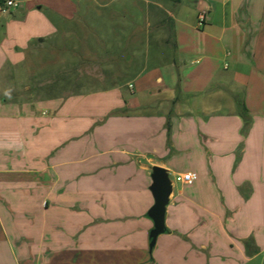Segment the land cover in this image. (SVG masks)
<instances>
[{"label": "crops", "instance_id": "crops-1", "mask_svg": "<svg viewBox=\"0 0 264 264\" xmlns=\"http://www.w3.org/2000/svg\"><path fill=\"white\" fill-rule=\"evenodd\" d=\"M118 1L0 12V264L264 262V0ZM96 51H152L150 66L130 68L144 102L122 62L104 91L64 81L60 55L73 68ZM165 51L173 64L160 71ZM232 94L248 110L245 133ZM102 106L108 130L81 194L79 161L60 160L73 151L59 148L62 131ZM152 166L192 182L171 179L166 231L149 252Z\"/></svg>", "mask_w": 264, "mask_h": 264}, {"label": "rangeland", "instance_id": "rangeland-1", "mask_svg": "<svg viewBox=\"0 0 264 264\" xmlns=\"http://www.w3.org/2000/svg\"><path fill=\"white\" fill-rule=\"evenodd\" d=\"M121 2L118 1L116 5H119ZM115 7V6H114ZM112 9V8H110ZM108 10L105 9V12ZM144 50V47H142ZM127 52V54H126ZM149 52L148 55V63L145 60V53ZM164 56L161 57L164 61V63H160V71L166 70L167 67L171 63H168L166 60L170 58L171 51H165ZM82 53V52H81ZM96 54L92 56H83L79 54L77 56V61L75 63V67L70 68L69 63H64L63 61L66 58V55H60L58 57V61L56 64H58V68L65 67V73H63L64 81H72L75 83L78 82V90L82 91L81 86H85L83 90H89V91H104L108 86H110V80L106 78L108 75V67L111 65H119L120 62H122V65L128 66L130 69H139L140 66H142L144 63H146L148 66L152 63V51H96ZM131 56H130V55ZM110 55V56H109ZM127 61V63H125ZM55 62L51 63L50 66L54 67L56 65ZM78 69V70H77ZM131 69L129 74H126L123 78L122 82L131 81L134 83V76L131 75ZM105 77V78H104ZM66 78H69L66 80ZM75 78V79H74ZM71 79V80H70ZM138 83V84H137ZM134 83L135 90L139 95L138 98L141 102H144L143 96H141V91L143 88L140 86L142 83L141 81ZM68 85H63L62 90L63 92H72L77 91L76 88ZM86 84H90V87H86ZM140 90V91H139ZM145 97H147V93H143ZM154 98H157L160 96L159 93L155 92ZM149 98V96L147 97ZM82 108V107H81ZM95 109V113L93 110V114L91 110H86L84 107L83 109L78 110L79 116L77 117V120L72 121V125L68 128L67 126L63 129V139L62 142L59 145V148L66 149V151H70V148H73V151L70 153L63 151V156L60 159L61 161H79L78 164L73 165L72 171H73V177L76 180H79L78 185V191L80 193H86L87 188V173L90 172L92 169H90L89 165L86 163L88 157L92 155V153L97 152V145L102 146V141L105 139L106 131L108 128L104 127L105 120L108 118V115L106 113H103L105 110L102 107H100L97 111ZM82 111V112H81ZM68 128V129H66ZM96 130V131H94ZM66 132V133H65ZM93 132H96L95 136H92ZM70 147V148H69ZM63 171H71V168L65 169L63 168ZM169 178L172 179V175L169 174ZM73 188H75L76 184L71 185ZM70 187V186H69ZM81 189V190H80ZM81 193V194H82ZM78 206H74L75 210H83L82 208H79ZM85 254V253H84ZM262 261V262H261ZM249 264H264L262 260V256L259 255L258 257L251 260Z\"/></svg>", "mask_w": 264, "mask_h": 264}, {"label": "water", "instance_id": "water-1", "mask_svg": "<svg viewBox=\"0 0 264 264\" xmlns=\"http://www.w3.org/2000/svg\"><path fill=\"white\" fill-rule=\"evenodd\" d=\"M150 179L151 183L148 189L151 193L153 203L146 213L147 217L152 221V228L148 234L149 252L152 251L157 237L166 231L164 224L165 211L166 206L169 203V196L171 195L173 189L169 173L165 168L152 166Z\"/></svg>", "mask_w": 264, "mask_h": 264}, {"label": "built area", "instance_id": "built-area-1", "mask_svg": "<svg viewBox=\"0 0 264 264\" xmlns=\"http://www.w3.org/2000/svg\"><path fill=\"white\" fill-rule=\"evenodd\" d=\"M20 0H0V12H8L17 8ZM205 22V13L198 15V25H203ZM173 182L179 184H190L192 182V175L190 172L178 173L173 176Z\"/></svg>", "mask_w": 264, "mask_h": 264}, {"label": "trees", "instance_id": "trees-1", "mask_svg": "<svg viewBox=\"0 0 264 264\" xmlns=\"http://www.w3.org/2000/svg\"><path fill=\"white\" fill-rule=\"evenodd\" d=\"M175 2H179L180 0H174ZM232 97L234 99L237 113L238 115L242 118L244 122V127L242 129V132L245 133L248 130V125H249V115H248V110L244 104L243 99L240 97L238 94H232Z\"/></svg>", "mask_w": 264, "mask_h": 264}]
</instances>
